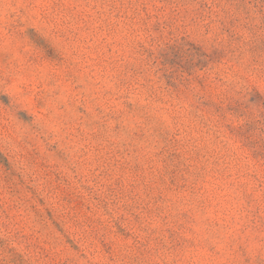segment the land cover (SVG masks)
Masks as SVG:
<instances>
[{
	"label": "rangeland",
	"instance_id": "1",
	"mask_svg": "<svg viewBox=\"0 0 264 264\" xmlns=\"http://www.w3.org/2000/svg\"><path fill=\"white\" fill-rule=\"evenodd\" d=\"M0 264H264V0H0Z\"/></svg>",
	"mask_w": 264,
	"mask_h": 264
}]
</instances>
